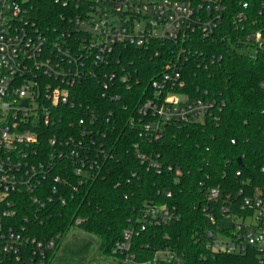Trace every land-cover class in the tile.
Here are the masks:
<instances>
[{
  "label": "built area",
  "instance_id": "built-area-1",
  "mask_svg": "<svg viewBox=\"0 0 264 264\" xmlns=\"http://www.w3.org/2000/svg\"><path fill=\"white\" fill-rule=\"evenodd\" d=\"M55 2L72 14L42 29L30 14V0H0V264H55L62 237L38 239L15 220L21 212L27 222L29 214L37 218L52 203L65 205L69 195L98 174V137L106 133L97 128L98 108L79 100L77 84L93 80L104 97L116 100L119 93L112 92L117 86L129 90L138 83L116 60L117 52L132 47L163 59L160 73L149 83L151 96L135 103L140 135L157 138L171 123L216 121L225 104L206 89L195 88L204 94L200 97L185 91L190 60L203 69L221 60L222 54L211 51L215 40L229 41L249 58L264 51V18L249 16L248 0L239 1L229 24L226 0ZM262 11L264 2L258 14ZM54 124L66 129L46 131ZM42 139L45 149L39 146ZM138 158L147 170L162 171L155 158L142 153ZM55 161L63 165L62 175L53 173ZM167 170L182 172L172 166ZM259 175L264 178V165ZM235 176L239 185L234 191L199 183L200 210L216 227L192 237L211 253L252 254L257 264H264V185L241 170ZM139 213L137 226L125 229L103 255L106 264H183L182 252L167 243L150 247L140 242L137 230L178 221L174 207L146 205Z\"/></svg>",
  "mask_w": 264,
  "mask_h": 264
},
{
  "label": "trees",
  "instance_id": "trees-1",
  "mask_svg": "<svg viewBox=\"0 0 264 264\" xmlns=\"http://www.w3.org/2000/svg\"><path fill=\"white\" fill-rule=\"evenodd\" d=\"M239 1L243 0H226V24ZM248 1L252 6L249 16L264 18V11L258 14L264 0ZM30 3V14L42 29L57 23L61 15L72 14L65 13L55 0ZM212 46L211 51L223 55L221 60L206 69L190 60L185 67V91L200 97L206 89L207 95L224 101L218 119L171 123L157 138L140 135L135 103L151 96L149 83L160 73L163 59L151 58L150 53L132 47L117 52L116 60L128 67L138 83L134 82L129 90L117 86L112 92L119 93L116 100L104 97L102 88L93 80L77 84L74 88L79 100L98 108L97 128L106 133L105 137H98L102 152L98 174L84 182L77 194L69 195L65 205L52 203L37 218L29 214L27 222L21 212L15 224L27 226L38 239L63 237L77 229L96 237L100 254L107 255L125 229L137 226L136 219L146 205H168L174 207L179 220L169 225L148 224L144 230L138 228L140 242L150 243V247L163 243L175 247L184 254L183 264H257L252 254L211 253L192 237L216 227L200 210V182L208 186L220 184L225 191H234L239 185L235 172L241 170L256 184L264 185V178L259 175V167L264 165V51L249 58L233 49L229 41L215 40ZM196 87L202 91L195 92ZM58 129L66 128L54 124L46 131ZM46 144L42 139L39 146L45 149ZM139 153L158 160L162 171L147 170L139 161ZM62 166L55 161L53 173L62 175ZM168 166L179 167L181 174L168 171Z\"/></svg>",
  "mask_w": 264,
  "mask_h": 264
},
{
  "label": "rangeland",
  "instance_id": "rangeland-1",
  "mask_svg": "<svg viewBox=\"0 0 264 264\" xmlns=\"http://www.w3.org/2000/svg\"><path fill=\"white\" fill-rule=\"evenodd\" d=\"M107 262L108 258L100 254L98 249V239L77 229L63 236L59 248L55 250V264H106Z\"/></svg>",
  "mask_w": 264,
  "mask_h": 264
},
{
  "label": "water",
  "instance_id": "water-1",
  "mask_svg": "<svg viewBox=\"0 0 264 264\" xmlns=\"http://www.w3.org/2000/svg\"><path fill=\"white\" fill-rule=\"evenodd\" d=\"M238 162L239 163H241V160L240 159H238ZM61 264H69V263H61ZM77 264V263H76Z\"/></svg>",
  "mask_w": 264,
  "mask_h": 264
}]
</instances>
